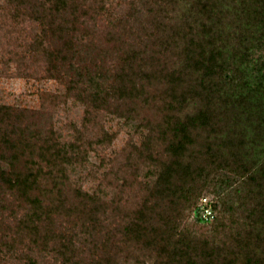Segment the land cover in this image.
I'll return each instance as SVG.
<instances>
[{"label": "trees", "instance_id": "16d2710c", "mask_svg": "<svg viewBox=\"0 0 264 264\" xmlns=\"http://www.w3.org/2000/svg\"><path fill=\"white\" fill-rule=\"evenodd\" d=\"M0 22L36 27L62 88L0 103V264H264V0H3Z\"/></svg>", "mask_w": 264, "mask_h": 264}, {"label": "rangeland", "instance_id": "374dc122", "mask_svg": "<svg viewBox=\"0 0 264 264\" xmlns=\"http://www.w3.org/2000/svg\"><path fill=\"white\" fill-rule=\"evenodd\" d=\"M3 3V0H0ZM7 25V21L5 22ZM0 22V103L15 105L31 110L39 108L41 96L47 93H56L62 88L56 81L44 78V65L42 57L35 55L34 52L27 50V45L31 42V36L34 34L32 23L25 22L18 26L14 31L7 29L6 25ZM99 26H104V21L101 20ZM258 55H264L257 53ZM56 121H67L68 119L78 120L81 114L80 108H74L70 103L62 105L59 109L53 112ZM117 131L119 124L113 121L108 124V127ZM129 135L125 129L121 130L113 144L105 155L111 157L112 154L120 152L125 146ZM90 162L98 163V158L91 155ZM93 182L85 184V187H93ZM191 215L189 220H193ZM151 260L147 264H152ZM38 264H52L51 259L47 257L44 261H39Z\"/></svg>", "mask_w": 264, "mask_h": 264}]
</instances>
